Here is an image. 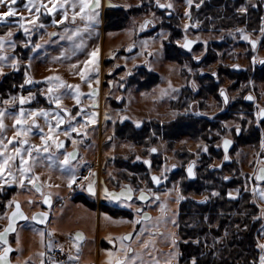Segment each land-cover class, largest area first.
Returning a JSON list of instances; mask_svg holds the SVG:
<instances>
[{"label":"rangeland","instance_id":"374dc122","mask_svg":"<svg viewBox=\"0 0 264 264\" xmlns=\"http://www.w3.org/2000/svg\"><path fill=\"white\" fill-rule=\"evenodd\" d=\"M101 1L102 7L95 10L99 15L91 22L86 18L81 19L78 15L75 23H72L73 9L71 7L68 8L69 20L62 25H55L52 21L61 19L64 14L63 9L57 8L53 14H45L46 9L41 12L42 17L39 22L50 24L42 29H34L37 31L38 44L40 40H45L41 43L38 53L29 58L26 64L29 70L27 78L34 83L24 82L23 88L19 89V94L14 101L13 99L0 100V110H6V115L3 117L5 129L0 130V140H3V146H0V163L9 157H14L8 160L10 167H7L8 164L5 167L0 186H13L14 193L10 202H19L28 215L33 212L36 200V194L32 188L34 184L29 183V179L34 178L35 183H38L43 191H49L51 195H56L57 190L62 189L61 193L68 192V174L47 159L49 153H58L54 144L49 148V153L41 152L37 156L33 152V159L29 160L27 157L26 150L30 145L41 148L44 146L40 129H43V135H49V124L45 122L43 116L37 114L32 119L28 118L27 114L39 109L50 113L48 120L52 125L51 135L55 139L65 140L70 147L79 146L80 157H82L72 163L75 176L86 167L88 158L93 161L99 159L98 175L106 183L111 176L116 175L118 186L121 187L125 179H136L130 170L124 169V166H127L129 162L149 160L150 150L155 148L156 153L163 157L164 164L157 173L162 183L161 188L149 191L150 203L145 208L152 216L150 220L140 222L137 220L140 216L136 212L135 201H119L116 219L105 215L101 209L89 210L69 204L68 208L54 211V219L58 218L64 227L60 226L50 232V244L52 247L65 249L68 253L66 264H78V259L87 254L85 247L91 246L94 238L97 237L114 244V247H110L106 253L110 264H114L117 258H123V264H178L179 250L175 238L178 229L176 228L178 207L182 195L177 177L171 178L173 166L176 169L181 168L184 173L192 162L197 168V162H206L212 157L209 164L214 167V172L218 173L221 171L223 159V152L220 150L222 141L240 138V134L247 136L246 132L251 131V139L247 138L248 143L235 141L230 153L239 166L240 174L246 183L245 189L250 193L252 201L259 208L264 207V201L253 193L254 189L256 192L264 190V183L260 179L252 181L258 166L264 170V122L260 124L257 118V111L264 109V82L255 83L253 79H250L248 84L243 85L236 81L232 82L227 74L232 71L249 72L253 78L254 73L258 71L260 62L264 61V32L261 31L264 27V15L262 16L263 25L257 32L249 31L243 26H234L218 32H205L192 13L194 9L198 10L201 7L198 0H191L190 4L188 0H159L160 4H172V8H159L157 0ZM105 1L118 5L117 11L120 12L112 14L110 11L112 9L104 6ZM43 2L48 8L52 7L50 0H43ZM74 2L77 3L75 11L79 12L78 0ZM249 2L255 5L256 0L245 1L246 4ZM15 5L13 7L16 9ZM246 8L247 6L241 5L236 13L245 14L246 11L241 9ZM22 9V11L16 9L17 16L30 21L35 14L34 10L30 14L25 5ZM7 10L6 6H0V12ZM85 11L91 14L89 9ZM16 17L8 18L16 19ZM111 17L115 21L109 22ZM146 20L152 23L146 29H141V25ZM25 26L32 28V25L28 23ZM66 28H78L80 35L68 38L69 33L66 32ZM8 32L12 33L11 37L7 36ZM20 32H24L22 28L11 27L0 32V37L5 41H14L17 45L19 41L17 36ZM161 32L164 33L163 37L160 35ZM51 34L55 35L50 39L52 43L49 45L47 41ZM185 40L194 43L191 51L181 47ZM253 41H255V47L251 45ZM170 48L174 49L176 54L179 51L182 57L180 63L169 60L165 51H169ZM96 49L99 50L98 55L95 60H92L90 54ZM13 51L14 48L9 43H5L4 48L0 50V55L9 57L7 61L0 64L2 68L0 80L6 72L13 69L10 67L12 60H18V67L23 63L15 57ZM45 51L48 53L46 54ZM112 55L114 57L107 60ZM194 57H199V61ZM81 70L85 71L87 83L79 75ZM144 70L157 75L156 85L149 90H138L126 86L129 73L138 79L139 76L140 78L144 76V74L141 75ZM51 77H60V81L68 85H79V103L75 98L74 90L58 88L57 84L60 81L49 83L47 78ZM207 77L213 78L217 86V97L214 95L194 97L200 90V81L203 84V79ZM49 87L54 89L52 94L48 93ZM94 89L98 91L96 96L91 95ZM221 90H224L228 96L227 104L220 95ZM29 93H32L34 98L29 99ZM61 93L64 94L57 108L54 103L49 102L48 97ZM183 93L185 99L177 102L178 97ZM247 93L252 94L255 99L253 108L248 110L254 111L255 118L252 117L253 112L246 117L244 115L247 114L241 111L235 116H226L229 112L227 110L234 101L246 97ZM20 96H24L27 100L23 105L19 102ZM6 100L7 104L4 103ZM21 108L26 113L24 126H31L34 119L38 127L31 126L32 131L26 136L17 137L16 132L20 126L15 124L13 114H18ZM61 108L70 112V115L64 116L59 111ZM56 112H59V118L64 120L59 128L55 127ZM95 114L96 117L93 116ZM179 116L205 119L212 125L217 124L219 130L210 133L215 136L207 140L184 137L175 140L172 144L167 143L162 137H157L156 134L153 136V133L148 140L143 141V144L118 137L116 134L118 126L130 124L139 130L152 123L169 125ZM95 122L98 123L96 127H89V124L93 125ZM69 124L77 131H69V135L65 136L64 133L68 130ZM237 127L240 129L239 132ZM253 135H255L254 138ZM14 137L13 143H8ZM20 140H27L28 143L21 145L16 142ZM205 146H207V152L203 151ZM16 148H21V154L27 161L25 167L30 168L23 177L22 185L19 182L22 177L19 171L20 159L15 154ZM212 148L215 150L213 151ZM54 155H58L60 160L63 159L62 155ZM151 174L154 172L149 171V176ZM261 174L263 175L264 172L262 171ZM185 180L189 179L185 177ZM139 186H141L140 183ZM213 193L215 192L191 193L188 199L202 201ZM229 193L232 194L234 191L231 190ZM155 194L157 197H154ZM101 197V195L97 196L95 200L98 201ZM9 209L10 205H8ZM131 216L133 221H127L124 218ZM262 220L264 224V218ZM3 225L4 220L1 218L0 228ZM137 225L139 228L135 230ZM69 231H77L83 235L86 240L83 250L80 244L69 236ZM33 232L34 229L29 224L18 228L19 234ZM128 232H133L134 236L131 242L126 244L123 237ZM262 233H264V225L258 243H264ZM66 244H68L67 247ZM129 249H132L131 254L128 253ZM79 255L81 256L78 257Z\"/></svg>","mask_w":264,"mask_h":264},{"label":"trees","instance_id":"16d2710c","mask_svg":"<svg viewBox=\"0 0 264 264\" xmlns=\"http://www.w3.org/2000/svg\"><path fill=\"white\" fill-rule=\"evenodd\" d=\"M198 1L201 3V7L198 10L194 9L192 13L196 21L201 23L205 32H218L234 26H243L249 31L257 32L263 25V0H256L255 5L250 2L246 4V0ZM241 5L247 6L245 14L236 13L237 8ZM117 10L119 9L110 11L115 15L120 12ZM110 21H115V19L111 17ZM171 49L165 51L167 57L171 61L180 63L181 54L179 51L176 54L175 50ZM143 74L142 78L139 76L140 80L132 75L128 77L126 86L138 90H149L156 85L158 82L157 75L145 72V70L141 72V75ZM227 74L232 82L236 81L239 84L248 83L250 79H253L255 83H262L264 82V64L259 66L253 78L249 72L232 71ZM203 80V84L200 81V90L194 97L208 95L217 97V86L213 82V78L207 77ZM24 82L25 79L6 75L0 81V100L16 97ZM145 82L146 85L143 84ZM183 99H185L184 93L178 97L177 102ZM240 106H245V104L238 101L231 105L230 113L232 111L233 115L237 114ZM185 116L177 117V120L169 125L152 123L139 130L130 124L118 126L116 134L118 137L143 144V141L148 140L153 133V136L156 134L157 137H162L167 143L172 144L175 140L184 137L207 140L209 137L215 136L210 133L219 130L218 125H212L210 121ZM247 132V136L243 134L236 141L243 144L248 143L247 138L251 139V131ZM254 136L252 137L254 138ZM212 150L215 149L212 148ZM127 164L124 169L130 170V173H133L135 177L136 175L143 177L144 166H140V170L135 163L129 162ZM208 165L209 161L201 162L197 179L194 181H186L182 174V200L178 208V235L180 238L178 264H191L193 257L196 258L197 264H253L254 261L257 264L259 253L256 246V235L261 221L255 217H258L259 209L252 202V197L246 190L245 192L240 191L239 197L236 199L228 198L226 188H236L238 186L237 179L233 177L226 184L223 179L225 168L218 173H211L208 171ZM233 168L234 165H230L228 170L232 171ZM132 179L127 178L128 181ZM134 183L137 184L135 181ZM203 191L215 192L218 195L208 196L207 199H204V203L188 199V195L191 193L201 194ZM11 193L12 190L6 193L7 200ZM101 211L112 217H118L116 211L113 213L107 207H102Z\"/></svg>","mask_w":264,"mask_h":264},{"label":"flooded vegetation","instance_id":"af4514ba","mask_svg":"<svg viewBox=\"0 0 264 264\" xmlns=\"http://www.w3.org/2000/svg\"><path fill=\"white\" fill-rule=\"evenodd\" d=\"M106 2V1H105ZM105 2H104V6H105ZM27 3V0H17V3L15 5L16 9L18 10H23L22 7ZM101 7H102V1H101ZM100 7V8H101ZM108 9V8H107ZM111 9V8H109ZM45 9L42 8L41 12H43ZM20 15V14H19ZM40 17H42V14L40 15ZM20 16H17L16 19L14 18H6V23H1L0 24V32L5 31L8 28L11 27H18L17 26V21H19ZM17 23V24H16ZM44 25L48 26L50 23H43ZM35 27L32 26V28H30V32H31V36H25L24 32H20L18 33V39L19 41H17V45L14 48V55L17 59L21 60L23 63H21L19 65V70H9L8 72H6V74L3 75V77L1 78V80L6 76V75H11L12 77L15 78H19V79H26V73L28 75L29 70H28V65L26 66V64H28L29 58H31L33 55H35L36 53H38L39 49H35L33 50V45L38 44L39 43V39L36 37L37 35V31L34 30ZM54 37V35H50L49 37V41H47L49 43V45L52 43L50 41V39H52ZM45 41V40H40V45H42L41 43ZM25 43H28V47H25ZM48 46V45H47ZM42 48H44V46H42ZM46 54L48 53L47 51H45ZM45 54V55H46ZM43 55V56H45ZM42 56V57H43ZM114 57V55L110 56L107 60H110ZM264 64V61L260 62V66ZM131 75L129 74L127 76L130 77ZM0 80V81H1ZM249 83V82H248ZM248 83H243V85L248 84ZM98 94V91H97ZM251 96L252 99H246V97ZM246 97L244 98H238L234 101V103L238 102V101H242L245 106H240L238 107L239 111L238 112H243V114H247L244 115L246 117H248L249 113H252V117L255 118L254 116V111H248L250 108H253V102H254V96L250 93H247ZM263 109V108H262ZM259 109L257 111V118H258V114L260 113ZM62 114H64V116L68 117L70 115V112H68L67 110L61 108L59 110ZM229 112L228 115L226 116H235L233 115L232 111L230 113V110H227ZM237 112V113H238ZM248 112V113H247ZM231 114V115H230ZM96 117V114L93 115ZM260 124H263L264 122V118L262 119H258ZM98 123L95 122V124H89V127H96ZM31 126L33 128H35L37 126L36 122L35 124H33V122L31 123ZM241 136H243V134H240ZM240 136V137H241ZM239 138V137H238ZM231 140V139H227L230 140L231 143L228 147V152L226 153L229 156V159L227 161L224 160V150L222 147L223 144V140L221 143V149L223 152V159H222V166L221 169L223 170L224 168V181L226 184H228V182L231 181V179L234 177L237 179L238 181V186L236 188H226V196L228 198H232V199H236L239 197V193L240 191L245 192V180L244 177L240 174V170H239V166L238 164L232 159V153H230V151L232 150L233 147V143L235 144L236 139ZM89 140V139H87ZM61 142L64 143V147L62 149H57L58 153H52V154H59L62 155V153L65 152H76L77 153V158L74 159L72 161V163L77 162L81 157H80V151H79V146L78 147H70L69 144H67L65 142V140H60ZM84 150V149H83ZM147 155V153H145ZM63 156V155H62ZM150 159L147 161H150V167L148 164H145L144 162H140V161H136L135 164L137 165L138 168H140V166H144V169L142 170V174L143 177L139 178V175H136V179H132L131 181H128L127 179L124 180V185L119 187L118 186V178L115 176H111L109 178L108 183H106L102 177H100L98 175V172L100 170V161L99 159L96 160H92L90 158H88V163L86 165V167H84L81 172L76 175V181L72 184L71 187L67 186L69 188L68 192H66L65 194L61 193V191L63 190H57L56 195H51L49 193V191H46L42 189V187L38 184L35 183L36 185L40 186V191L37 192L35 186L33 185L32 188L36 194V200H35V207L32 213H30V215H28L26 213V211H24L21 207V209L24 211L25 215L29 218L27 220H25L24 222L18 224L16 226L15 232L12 234H9L5 237V240L7 241V243H4L3 241H0V256H4L5 259L3 262H0V264H66L68 261V253L65 251V249H59L57 247H52L51 246V236H50V232L53 231V229H58L60 228V226H62V228L64 227L63 224L61 223V221L54 219L53 214L55 209H62V208H68V205H74V206H78V207H84L87 208L89 210H94V209H101L102 207H107L109 208V210L113 213H115L116 209H117V203L119 201H126V200H119V201H112L109 196L105 195V189L107 190V192L110 191H119L127 186H129L131 188V190L133 191V198L131 199V201H135L136 202V212L137 214L140 216L137 220L140 221H145V220H150L152 218L151 214L146 210V206L150 203V190H154L156 188H161V184L159 182V184L155 183L152 181L151 177L152 176H156L158 177L157 173L160 172L162 166H163V157L159 154V153H152L150 151ZM178 157L180 159V154H178ZM209 159V158H207ZM213 158L211 157L208 161L212 160ZM210 163V162H209ZM197 168L195 166V163H191L189 164V166H193V179H189L188 177V173L187 170L189 168V166H187V168L185 169L184 173L182 171L181 168L176 169L175 167L172 168L171 170V178L177 177V182H178V186H179V190L181 191V181H182V173L184 174L183 178L187 177L189 179V181H194L199 173V167L201 166V162H197ZM230 165H234V168L232 171L228 170V167ZM7 167H10V163L8 164ZM196 168V170H195ZM261 167H257L255 169V173L253 174L252 177V181H256L258 179L261 180V182L264 183V179H261L260 177L262 176L261 172L264 170H261ZM141 170V168H140ZM149 171L154 172V174H151L149 176ZM208 171H210L211 173L214 172V167H212L211 164L208 165ZM264 175V174H263ZM225 177H228V179H225ZM134 181L137 183L135 184ZM139 183L141 184V186H139ZM93 185L94 190H95V195L91 194L88 191V186L89 185ZM108 184V185H107ZM0 219L2 218L4 220V225L0 228V232H3V230L6 228V226L8 225V217L9 214L13 211L15 204L19 203L17 201H13L11 204L9 203L11 201L12 195L14 193V189L13 186H0ZM239 189V192H237V190ZM12 193L9 195L8 200L6 199V193H9V191ZM234 191V193L231 194V196H229V192L230 191ZM247 191V190H246ZM141 193H145L147 199L145 202H141L139 201L138 197ZM102 196L100 200H95L97 196ZM154 197H157V194L154 195ZM45 199L48 200V203H45ZM131 201H126V202H131ZM202 202L204 203L205 200H202ZM255 205L256 203L254 201H252ZM20 204V203H19ZM8 205H10V209L8 210ZM21 206V204H20ZM257 206V205H256ZM258 207V206H257ZM179 208V207H178ZM259 209V214L258 216H260V208ZM139 210V211H138ZM141 210V212H140ZM140 212V213H139ZM105 215L109 216L112 219H116V217H112L107 213H104ZM144 214H148L150 219H142ZM35 216L37 217V219L33 220L32 217ZM44 216V222L41 223L40 222V217ZM125 220L127 221H133V217H124ZM261 221V225L259 227L258 233L256 235V239H257V243H258V238L260 236L261 230L263 228V220L262 218L260 219ZM29 224L30 226H32V228L34 229L33 233H18V228L22 225H27ZM139 228V226L137 225L135 227V230H137ZM176 228H178V219L176 221ZM41 233H43V235H41ZM69 236L74 240L77 241L80 244L81 249L83 250V245L85 244L86 240L83 237V235H81L79 232L75 231H69L68 232ZM79 235V239H77V236ZM134 234L133 232H128L124 235V237H130V239H124L123 237V241L128 244L129 242H131L132 238H133ZM179 235H178V229H177V233H176V238H175V242L178 246V250H179ZM68 246V244H66V247ZM113 248L114 244L110 241H106L105 239H100V238H94L93 243H91V246L85 247L84 249L86 250L87 254H85V256L82 258L81 255H79L78 257L81 256V258H79V263L78 264H83V261H85V264H110L108 263V258L106 256V253L109 251V248ZM6 248H10L11 251L9 252H5ZM257 251L259 253L260 256V249L257 247ZM53 252H55V254H53ZM128 253L131 254L132 253V249L128 250ZM86 259V260H84ZM124 263V259L123 258H117L116 260H114V264H123ZM257 264H259V257H258V262Z\"/></svg>","mask_w":264,"mask_h":264},{"label":"snow or ice","instance_id":"6c2138e0","mask_svg":"<svg viewBox=\"0 0 264 264\" xmlns=\"http://www.w3.org/2000/svg\"><path fill=\"white\" fill-rule=\"evenodd\" d=\"M50 2L52 3V7L48 8L46 4H44L43 0H27V3L25 4V7L28 9L29 13H33L34 10V15H32V18L30 21L26 20V18L24 17H20L19 21H17L18 26L20 28L23 29L25 36L30 37L31 36V32L29 30L28 27H26V23L31 24L33 27L35 28H45L46 26L43 23H40V15H41V9L44 8L46 9V13L45 14H53L56 12L57 8L63 9L64 10V14L62 15L60 20H55L53 19L52 23L55 25H62L64 24L65 21L69 20V16H68V8L71 7L73 9V14L71 17V22L75 23L76 21V17L79 15L81 16V19H87L88 21H93L98 17V12H96V9H99L101 7V0H78L79 3V12H76L75 9L77 7V3L74 2V0H50ZM189 4L191 3V0H188ZM17 3V0H0V6H6L7 7V11L5 12H0V23H6V18L8 17H16L18 15L17 10L13 7L15 4ZM110 7H113L114 5H109ZM157 6L159 8H172L173 5L172 4H160L159 0H157ZM89 9V11L91 12V14H88L85 10ZM241 11H246V9H241ZM83 14V15H82ZM187 15V13H186ZM150 23H152L151 21H145L144 24L141 25V29L147 27ZM187 28V26H185ZM262 32H264V28L261 29ZM66 32L69 33L68 38H72V37H77L80 35V30L77 29H67L66 28ZM55 35V34H52ZM160 35L163 37L164 33L161 32ZM8 37L12 36L11 32L7 33ZM247 39V37H245ZM5 43H9V45L13 48H15V42L14 41H5L4 38L0 37V50H2L4 48V44ZM192 41H188L185 40V43H183L181 45V47L191 51V45H192ZM253 46H255V41L252 42ZM25 47H28V43H25L24 45ZM81 47L83 46L82 44L80 45ZM41 45L40 44H35L33 45V50L40 48ZM98 49L94 50L93 52H91L90 57L92 60H95V58L98 55ZM129 51H131V49H129ZM9 59L8 56L6 55H0V64H2L3 62L7 61ZM195 60L199 61V57H194ZM30 66V65H29ZM10 67H12L15 70H19L18 67V60H12ZM189 71H191V69H189ZM0 74H2V68H0ZM130 74V73H129ZM79 75L81 76V79L84 80L86 83L88 82V80L85 77V71L81 70L79 72ZM213 75H215V73H213ZM49 83H52L53 81H60V77H51V78H47ZM25 83L26 84H32L34 83V81H32L31 79L27 78V73H26V79H25ZM98 83V80H97ZM195 87V85H193ZM58 88H64L67 90H74L75 93V98H77V103H79V85H68L63 83L62 81H60L57 84ZM89 87L91 88V83H89ZM21 88H23V85H21ZM173 91H176L175 89H173ZM54 92V89L52 87L48 88V93L52 94ZM64 93H61L60 95H49L48 99L50 103H54L57 108H59L60 102H61V96ZM220 95L224 98V103L227 104L228 103V96L225 94L224 90H221ZM34 98L32 96V93H29V99ZM13 101L16 99L15 97L12 98ZM246 99L251 100L252 97H246ZM19 102L21 105H23L24 103L27 102L26 98L24 96H20L19 97ZM5 104L8 103V101H4ZM37 114L43 116L45 118V122L49 124V135L45 136L43 135V129H40L41 131V140L44 143V146L41 148L39 146H35V145H30L28 147L27 151V157L29 160L33 159V152H35L37 154V156L41 153H49V148L52 147V145H55L56 149H62L64 147V143L61 141H58L57 139H55L52 135H51V131H52V125L50 124L48 117L50 115V113L46 110L43 109H39V110H35L32 111L30 114L28 115V118L32 119L34 118ZM6 115V110H0V130H4L5 129V125L3 123V117ZM14 115V120H15V124L19 125L20 128L19 130L16 132V136H21V135H27L29 132L32 131L31 126L25 127V116L26 113L24 112V109L21 108L18 114H13ZM55 118H56V128H59L60 124L64 123V120L59 118L60 117V113L56 112L55 114ZM264 118V109L260 110V113L258 114V119H262ZM33 124H35V120L33 119ZM137 126L139 127V124H137ZM38 127V126H37ZM69 131L71 132H76L77 129L75 127H72L71 124H69V128L68 130H65V136L69 135ZM240 129L239 127H237V132H239ZM15 140V137L12 140H9L8 143H13V141ZM49 141H51V143H49ZM17 143L23 145V144H27L28 141L27 140H20V141H16ZM73 143H75V141H73ZM231 141L225 139L223 141V147H224V151L225 153H227L228 147L230 145ZM0 146H3V140H0ZM152 153H155L157 151V149L152 148L150 150ZM203 151L207 152V146H205L203 148ZM15 154L16 156H19L20 159V164H19V171L21 173V179H20V184H23V177L24 175L30 171L29 167H25L27 161L25 159V156L21 154V148H16L15 149ZM63 155V159L60 160L58 155H54L52 153H49L47 159L49 161H51L52 163L56 164L62 171L66 172L69 176V187L72 186V184L76 181V176L74 175V169L72 168V161L74 159L77 158V153L76 152H65L62 153ZM9 159H14V157H9L8 159L4 160L3 163H0V179H3V173L5 171V167L8 164V160ZM137 159H139V157H137ZM229 159V156L227 154H225L224 156V160L227 161ZM145 164H148L150 167V161L145 160L144 161ZM174 167V166H173ZM11 175V173H9ZM188 174L189 176L193 175V166H189L188 168ZM261 179H264V175H262L260 177ZM13 179H15V177H13ZM152 181L159 184L160 182V178L156 177V176H152L151 177ZM225 179H228V177H225ZM29 183H33L36 191L39 192L40 191V186L35 184V179H29ZM2 190V189H0ZM88 191L95 195V190L93 185H89L88 186ZM105 195L106 196H110L112 198H117L115 196V194H111L108 193L107 190L105 189ZM129 192H131V189L128 190ZM237 192H239V189L237 190ZM254 195L258 196V198L262 201H264V190H261L259 192H256V190H253ZM121 195H124V193H122ZM213 195H218V193H213ZM229 196H231V193H229ZM141 200L145 199V196L143 195V193L140 196ZM45 203H48V200L45 199L44 201ZM10 204L12 202H9ZM15 208L16 211H14L12 213V216L10 218V222L8 224V227L5 228V230L3 232H0V241H3L4 243H7V241L5 240V235L7 232L9 231H15L14 228V221L19 218V219H23V220H27L29 219L27 216H25L23 214V212L20 210V204L16 203L15 204ZM139 211V210H138ZM264 218V207L260 208V216L255 217V219H261ZM33 220L37 219V217L33 216L32 217ZM45 217L41 216L40 217V222L43 223L44 222ZM144 219H150L149 217L145 216ZM41 235H43V233H41ZM262 235H264V233H262ZM77 239H79V235L77 236ZM124 239H130V237H124ZM198 242V241H197ZM260 250H261V255L259 256V264H264V243H257L256 245ZM11 251L10 248H6L5 252H9ZM5 259L4 256H0V262H3ZM69 259H72L71 257H69ZM191 264H197V260L195 257H193L191 259ZM253 264H256V262L254 261Z\"/></svg>","mask_w":264,"mask_h":264},{"label":"water","instance_id":"95a60500","mask_svg":"<svg viewBox=\"0 0 264 264\" xmlns=\"http://www.w3.org/2000/svg\"><path fill=\"white\" fill-rule=\"evenodd\" d=\"M114 5L113 7H110L109 5ZM105 7L106 8H111V9H119V6L118 5H116V4H113V3H111V2H109V1H106L105 2ZM143 29H146V27L145 28H143ZM188 41H190V40H188ZM185 43V42H184ZM194 45V43H192V45H191V48H192V46ZM251 45H252V47H255V46H253V43H251ZM256 45V44H255ZM185 49V48H184ZM185 50H187V49H185ZM91 95L92 96H96L97 95V89H94V90H92V92H91ZM23 145H25V144H23ZM222 147H223V144H222ZM223 150H224V147H223ZM227 152H228V150H227ZM224 153H225V151H224ZM226 154V153H225ZM187 173H188V170H187ZM188 177H189V179H193V175L192 176H189V174H188ZM129 189H131L129 186H127V187H125V188H123V189H121V190H119V191H117V192H115V191H110V192H108V193H111V194H115V196L117 197V198H112V197H110L109 196V198L112 200V201H119V200H126V201H131V199L133 198V191L131 190V192H129L128 190ZM122 193H124V195H121ZM142 194V193H141ZM141 194L139 195V197H138V199H139V201H141V202H145L146 201V199H147V197H146V195H145V193H143V195L145 196V199L144 200H141L140 199V196H141ZM20 210L23 212V214L25 215V213H24V211L21 209V206H20ZM14 211H16V208L14 207V209H13V211L9 214V217H8V224H9V222H10V218H11V216H12V213L14 212ZM140 212H141V210H140ZM139 212V213H140ZM26 216V215H25ZM145 216H149L148 214H144L143 215V217H142V219H144V217ZM145 220V219H144ZM25 220H23V219H19V218H17L15 221H14V228L16 229V226L18 225V224H20V223H22V222H24ZM8 227V225L6 226V228ZM5 230V229H4ZM3 230V231H4ZM15 231H9V232H7L6 233V235H5V237L7 236V235H9V234H12V233H14Z\"/></svg>","mask_w":264,"mask_h":264},{"label":"built area","instance_id":"2783aa9c","mask_svg":"<svg viewBox=\"0 0 264 264\" xmlns=\"http://www.w3.org/2000/svg\"><path fill=\"white\" fill-rule=\"evenodd\" d=\"M53 254H55V252H53Z\"/></svg>","mask_w":264,"mask_h":264}]
</instances>
